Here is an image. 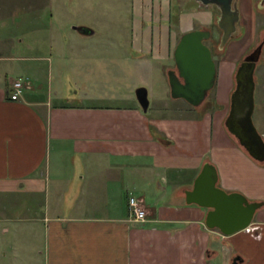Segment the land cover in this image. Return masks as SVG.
<instances>
[{
  "label": "crops",
  "instance_id": "1",
  "mask_svg": "<svg viewBox=\"0 0 264 264\" xmlns=\"http://www.w3.org/2000/svg\"><path fill=\"white\" fill-rule=\"evenodd\" d=\"M142 1H135V60L161 73L159 62L174 60L181 33L205 26L211 15L198 0L187 1L193 9L188 22L171 14L173 1L148 0V9ZM32 2L23 13L0 0V264H232L234 258L264 264V206L247 228L223 235L205 225L207 208L185 201L206 161L215 165L220 187L264 200V162L229 136L228 110L173 106L175 114L164 115L156 105L150 108L156 95L148 89L146 111L136 103L111 104L120 96L115 90L89 94L84 76L94 74H88L93 62L87 60L98 48L79 39L68 59H78L80 82L66 89L53 69L65 65L67 50L52 43L46 0ZM91 28L74 29L88 35L96 32ZM108 56L102 61L114 81V58L112 64ZM20 75L27 88L12 100L11 82ZM74 180L76 198H85L77 208L86 213H51L59 205L52 207L50 195H63ZM130 196L143 201V221L130 215Z\"/></svg>",
  "mask_w": 264,
  "mask_h": 264
},
{
  "label": "rangeland",
  "instance_id": "2",
  "mask_svg": "<svg viewBox=\"0 0 264 264\" xmlns=\"http://www.w3.org/2000/svg\"><path fill=\"white\" fill-rule=\"evenodd\" d=\"M135 1L139 0H46V11L51 16L50 32L52 43L55 42L58 44V41H60V43L64 44L62 48L67 50V58H63V64L65 65L62 67L64 68L58 66V68H54L53 77L58 76L60 82L66 83V89L80 82L77 78L79 73L78 59H73L76 61L68 59V56L74 58L76 54V50L74 48L72 49L71 45H75V41H80L90 49H92V46H97L98 48L96 57L87 60V63L93 62L88 74H94L93 76H84V79H87L85 81L86 88L88 86L90 87V90L87 89L89 94L95 93L101 97L104 92L115 90L120 96L116 99H111V104L131 105L136 103L140 106L135 95V89L139 86H144L150 91L151 95H156L154 99L150 94L148 95L149 99L151 97L150 108L156 105L158 109L162 110L164 115H174L175 109L173 106L181 107L179 110H183V107H185L192 111V106L185 100L177 99L178 103H175L176 101L171 98L170 92H166L168 85L164 81L162 73L166 76L169 69L175 68L174 60L165 61L164 63L160 61L159 63L163 69L161 73L156 65L144 62L139 63L135 60L137 53L133 49L131 41L133 20L136 13ZM167 1L169 3L173 1V11L171 14L174 15V18L176 15L181 14L186 19V22L190 20V13L193 11V9H190L191 6H189V3H187L190 0H163L164 3ZM4 3L6 8L20 10L23 13H28L27 9L31 10L30 5L33 4L32 0H4ZM200 3L202 5H208L205 6V12L207 15H211V20L203 27L211 30V36L206 40V43L212 50L217 73L213 88L209 91L206 99L198 106L197 110L200 112L207 109L213 113L219 109H229L230 93L234 88V73L237 66L245 55L250 53L261 40H264V2L261 3L260 0H238L240 16L236 23V30L226 41L223 48H219L218 46L221 35V28L217 24V17L219 15L218 7L214 4ZM149 4L148 0L142 1V8L148 9ZM169 5L172 7L171 4ZM158 7L160 9L162 8L161 2ZM6 8L4 9L5 12ZM33 8L37 9L38 6L34 5ZM37 20L47 21L48 18L45 20ZM75 24L89 25L95 28L96 32L94 34L82 35L73 28ZM198 25L195 23L194 26ZM4 30L6 32L14 29L5 28ZM70 48L72 51H70ZM50 54L52 55L53 63H58L57 49L54 46ZM105 56L109 57L111 63L112 58H114V69L116 72L114 81H112L111 76H108L107 67L104 66V62L102 61ZM1 63L6 68H12L11 61H2ZM24 77V75H20L17 79L26 81ZM254 78L255 107L253 122L257 131L264 138V44L260 58L256 64ZM98 101L105 103L107 100L104 97ZM167 103H171L172 105L168 107ZM228 134L237 141L232 134ZM259 166L264 168V164H259ZM74 183L75 180L63 195H50L52 207H55L57 204L59 205L57 209H52L51 213L62 215L86 213L77 208L76 202H81L85 198L83 199V196L76 198L77 195L74 194L76 191ZM87 198H90V196ZM145 199L147 202L151 201L149 195L145 196Z\"/></svg>",
  "mask_w": 264,
  "mask_h": 264
},
{
  "label": "water",
  "instance_id": "3",
  "mask_svg": "<svg viewBox=\"0 0 264 264\" xmlns=\"http://www.w3.org/2000/svg\"><path fill=\"white\" fill-rule=\"evenodd\" d=\"M204 4H214L219 9L217 24L221 28L218 46L223 48L236 30L240 11L237 0H198ZM264 2V0H260ZM83 33L93 29L85 24L73 25ZM211 30L196 27L181 33L173 50L175 68L167 71L171 98L183 99L193 107H198L206 99L216 81V63L212 50L206 43ZM264 40L244 56L234 73V88L230 93L228 113L224 125L248 155L258 162H264V138L253 122L255 107L254 72L260 58ZM136 98L146 111L149 106L148 90L144 86L135 89ZM215 165L203 163L196 175L192 188L185 190V201L207 208L205 225L217 228L223 235H231L247 228L255 212L264 206V200H249L239 191H226L218 184ZM232 264H237L236 258Z\"/></svg>",
  "mask_w": 264,
  "mask_h": 264
},
{
  "label": "built area",
  "instance_id": "4",
  "mask_svg": "<svg viewBox=\"0 0 264 264\" xmlns=\"http://www.w3.org/2000/svg\"><path fill=\"white\" fill-rule=\"evenodd\" d=\"M10 99L17 100L23 93L24 89L27 88V83L23 80H14L11 82ZM142 200L136 196H130L128 199V209L130 215L135 220L143 221L145 219V211L142 207Z\"/></svg>",
  "mask_w": 264,
  "mask_h": 264
},
{
  "label": "flooded vegetation",
  "instance_id": "5",
  "mask_svg": "<svg viewBox=\"0 0 264 264\" xmlns=\"http://www.w3.org/2000/svg\"><path fill=\"white\" fill-rule=\"evenodd\" d=\"M237 3H238V0H237Z\"/></svg>",
  "mask_w": 264,
  "mask_h": 264
},
{
  "label": "trees",
  "instance_id": "6",
  "mask_svg": "<svg viewBox=\"0 0 264 264\" xmlns=\"http://www.w3.org/2000/svg\"><path fill=\"white\" fill-rule=\"evenodd\" d=\"M159 138H161V137H159ZM263 164V163H262Z\"/></svg>",
  "mask_w": 264,
  "mask_h": 264
},
{
  "label": "bare ground",
  "instance_id": "7",
  "mask_svg": "<svg viewBox=\"0 0 264 264\" xmlns=\"http://www.w3.org/2000/svg\"><path fill=\"white\" fill-rule=\"evenodd\" d=\"M228 113V112H227Z\"/></svg>",
  "mask_w": 264,
  "mask_h": 264
}]
</instances>
